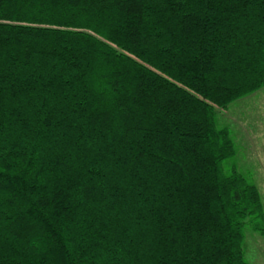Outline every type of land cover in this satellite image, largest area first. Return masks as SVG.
Here are the masks:
<instances>
[{"label":"trees","instance_id":"16d2710c","mask_svg":"<svg viewBox=\"0 0 264 264\" xmlns=\"http://www.w3.org/2000/svg\"><path fill=\"white\" fill-rule=\"evenodd\" d=\"M262 87L264 0H0V264H246Z\"/></svg>","mask_w":264,"mask_h":264},{"label":"rangeland","instance_id":"374dc122","mask_svg":"<svg viewBox=\"0 0 264 264\" xmlns=\"http://www.w3.org/2000/svg\"><path fill=\"white\" fill-rule=\"evenodd\" d=\"M218 127H226L235 154L224 168L234 164L258 189L264 211V87L217 109ZM246 264H264V235L244 228Z\"/></svg>","mask_w":264,"mask_h":264}]
</instances>
